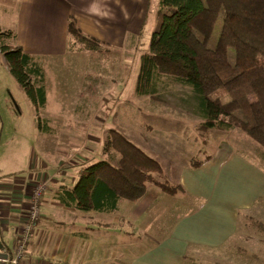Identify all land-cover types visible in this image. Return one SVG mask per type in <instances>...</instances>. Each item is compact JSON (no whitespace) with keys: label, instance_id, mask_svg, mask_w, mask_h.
<instances>
[{"label":"crops","instance_id":"1","mask_svg":"<svg viewBox=\"0 0 264 264\" xmlns=\"http://www.w3.org/2000/svg\"><path fill=\"white\" fill-rule=\"evenodd\" d=\"M150 4L151 0H0L4 16L0 28L13 30L16 44L41 61L45 87L41 114L50 127L46 135L62 137L57 148L45 146L44 160L27 171L0 169V242L8 252L26 222L35 185L47 180L41 217L21 264H187L232 240L241 215L264 199V169L222 145L200 165L181 168L175 176L176 193L149 185L135 201H120L114 213L81 212L54 198L59 186H72L84 167L102 157V150L93 152L98 145L85 154L76 152L85 155L78 167L59 158L74 151V138L83 130L79 104L90 61L85 51L67 50L68 19L108 49L129 54L139 36L148 38ZM92 154L94 161L86 157ZM105 229L115 232L110 234L115 242L98 235Z\"/></svg>","mask_w":264,"mask_h":264},{"label":"trees","instance_id":"2","mask_svg":"<svg viewBox=\"0 0 264 264\" xmlns=\"http://www.w3.org/2000/svg\"><path fill=\"white\" fill-rule=\"evenodd\" d=\"M159 2L162 15L158 28L145 44L142 35L136 39L137 44L145 45L136 93L159 99L171 84L188 88L181 102L201 120V126L239 128L264 149V0ZM15 39L13 30L0 28V53L33 104L38 129L49 132L48 121L41 116L45 106L41 61L24 52ZM66 47L90 54L109 50L107 44L82 32L71 17ZM101 154L98 161L79 172L72 186H59L54 194L58 202L81 212L114 213L120 201H135L149 185L168 193L179 188L160 180L161 165L117 129H107ZM258 227L264 231V222H258Z\"/></svg>","mask_w":264,"mask_h":264},{"label":"rangeland","instance_id":"3","mask_svg":"<svg viewBox=\"0 0 264 264\" xmlns=\"http://www.w3.org/2000/svg\"><path fill=\"white\" fill-rule=\"evenodd\" d=\"M161 15L159 0H151L146 22L148 38L158 28ZM0 18H4L1 10ZM218 28L217 24L211 43L215 41ZM142 41L145 44L146 40ZM144 48L145 45L140 46L138 42L129 54L114 49L103 54L85 51L90 61L79 104L81 119H78L83 130L79 132L81 137L74 138L72 148L75 152L72 150L65 158H59L70 161L72 167L80 166L85 157L80 153H88V149L93 150L98 145L100 147L93 152H100L107 129L111 127L154 158L162 168L157 177L174 185L175 176L185 164L203 161L221 145L238 150L264 169V149L241 129L201 126V120L188 112L181 102L188 88L171 84L159 99L136 93L140 54ZM59 139L62 137H47L45 130L38 129L35 108L0 53V169L18 174L27 171L31 165L44 160V147L57 148ZM95 155L86 157L94 161ZM258 222H264V199L241 215L232 240L198 259H189L187 264H264V231L258 227ZM104 234L108 236V243L115 242V236L110 237L114 231H98L99 236ZM6 239L9 242V237Z\"/></svg>","mask_w":264,"mask_h":264},{"label":"built area","instance_id":"4","mask_svg":"<svg viewBox=\"0 0 264 264\" xmlns=\"http://www.w3.org/2000/svg\"><path fill=\"white\" fill-rule=\"evenodd\" d=\"M46 185L47 180L39 182L35 185L32 191L30 205L26 215V222L17 236L13 251H11L10 256L6 260L9 264H21L20 260L24 256L25 247L31 237L33 227L41 217L40 200Z\"/></svg>","mask_w":264,"mask_h":264},{"label":"water","instance_id":"5","mask_svg":"<svg viewBox=\"0 0 264 264\" xmlns=\"http://www.w3.org/2000/svg\"><path fill=\"white\" fill-rule=\"evenodd\" d=\"M10 253V251H5V245L0 242V264H9L6 260L10 256Z\"/></svg>","mask_w":264,"mask_h":264}]
</instances>
